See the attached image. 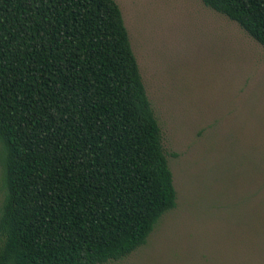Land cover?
<instances>
[{
    "label": "trees",
    "instance_id": "obj_1",
    "mask_svg": "<svg viewBox=\"0 0 264 264\" xmlns=\"http://www.w3.org/2000/svg\"><path fill=\"white\" fill-rule=\"evenodd\" d=\"M264 47V0H200ZM0 264H106L176 192L113 0H0Z\"/></svg>",
    "mask_w": 264,
    "mask_h": 264
},
{
    "label": "rangeland",
    "instance_id": "obj_2",
    "mask_svg": "<svg viewBox=\"0 0 264 264\" xmlns=\"http://www.w3.org/2000/svg\"><path fill=\"white\" fill-rule=\"evenodd\" d=\"M113 1L176 204L106 264H264V47L200 0Z\"/></svg>",
    "mask_w": 264,
    "mask_h": 264
}]
</instances>
